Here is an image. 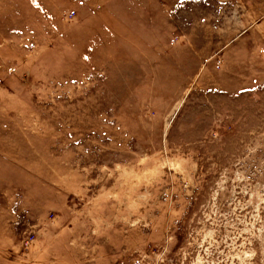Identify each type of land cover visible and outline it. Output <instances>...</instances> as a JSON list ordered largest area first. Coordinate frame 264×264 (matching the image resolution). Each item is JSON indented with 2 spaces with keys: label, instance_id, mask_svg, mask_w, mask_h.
Listing matches in <instances>:
<instances>
[{
  "label": "rangeland",
  "instance_id": "1",
  "mask_svg": "<svg viewBox=\"0 0 264 264\" xmlns=\"http://www.w3.org/2000/svg\"><path fill=\"white\" fill-rule=\"evenodd\" d=\"M0 264H264V0H0Z\"/></svg>",
  "mask_w": 264,
  "mask_h": 264
},
{
  "label": "water",
  "instance_id": "2",
  "mask_svg": "<svg viewBox=\"0 0 264 264\" xmlns=\"http://www.w3.org/2000/svg\"><path fill=\"white\" fill-rule=\"evenodd\" d=\"M173 116V115H172ZM172 120V117L171 118H169V120H168V122H170Z\"/></svg>",
  "mask_w": 264,
  "mask_h": 264
}]
</instances>
